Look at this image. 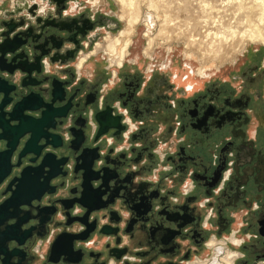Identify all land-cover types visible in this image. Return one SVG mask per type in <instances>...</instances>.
<instances>
[{
	"label": "water",
	"instance_id": "1",
	"mask_svg": "<svg viewBox=\"0 0 264 264\" xmlns=\"http://www.w3.org/2000/svg\"><path fill=\"white\" fill-rule=\"evenodd\" d=\"M6 1L0 9V264H150L142 240L156 214L154 169L161 157L154 148H122L139 140L124 135L117 109L99 110V91L89 79L78 80L76 54L82 40L94 43L89 32L97 12L80 13L73 0ZM177 149L162 151L171 161ZM186 149L194 177L221 173L218 148ZM169 233H161L163 244L172 242ZM175 247V264L201 248ZM213 252L205 254L217 264L222 248ZM163 256L158 264H169Z\"/></svg>",
	"mask_w": 264,
	"mask_h": 264
},
{
	"label": "flooded vegetation",
	"instance_id": "2",
	"mask_svg": "<svg viewBox=\"0 0 264 264\" xmlns=\"http://www.w3.org/2000/svg\"><path fill=\"white\" fill-rule=\"evenodd\" d=\"M92 2L73 0L78 12ZM107 2L110 5L105 10L114 12L113 2ZM107 14L99 9L92 17L95 27L89 35L95 41H81L75 66L78 80L89 79L92 89L99 91L102 107L98 109L104 110L107 105L117 109L116 115H122V124L127 125L124 135L129 141L133 136L139 140L122 148H154L152 152L161 157L154 169L156 214L142 240L144 259L158 264L166 255L165 261L175 264L180 259L175 245L183 243L201 246L199 252L189 254L184 264L198 259L209 262L211 255L207 258L205 252L212 250L215 254L221 246L220 258L225 256L222 264L226 260L232 264H264V236L260 233V229L264 230L263 52L248 50L225 72L208 70L206 76L198 78V84L192 85L180 84L179 78L187 82V75L175 71L178 61L174 55L163 61L157 53L153 59L143 55L138 62L130 60L129 54L121 67L111 66L109 77L97 70L92 78L84 68L88 59L78 67L82 56L89 54L107 34H115L122 27L118 18ZM114 39L117 38L109 36L98 49L103 47L108 52ZM131 43L132 38L129 47ZM94 56L109 65L103 52ZM162 148L178 149L168 161L170 155L163 153ZM186 148H218L216 164L221 165V173L194 177L192 157ZM166 229L172 240L169 245L161 240ZM211 239L215 241L209 246ZM217 239L224 240L223 245H215ZM187 253L184 251L182 256Z\"/></svg>",
	"mask_w": 264,
	"mask_h": 264
},
{
	"label": "rangeland",
	"instance_id": "3",
	"mask_svg": "<svg viewBox=\"0 0 264 264\" xmlns=\"http://www.w3.org/2000/svg\"><path fill=\"white\" fill-rule=\"evenodd\" d=\"M107 1L113 2L114 15L122 23L120 31L113 34V37L122 42L126 38L123 32L127 20L135 18V15L132 16L129 11V14L123 16L117 0ZM134 2L135 9L138 8L136 14L141 17L128 50L132 61L138 62L139 58L146 56L145 52H150L147 58L153 59L157 53L159 60L163 61L169 55V59L174 55L178 61L175 71L187 75L186 81L193 80V84H198V78L206 76L208 70L220 69L225 72L248 50L260 49L264 55V0ZM105 39L106 36L97 42L92 52L106 53L103 47H100L101 51L97 50V46L102 45ZM179 80L180 84H187L183 78ZM224 257L219 258V264Z\"/></svg>",
	"mask_w": 264,
	"mask_h": 264
},
{
	"label": "bare ground",
	"instance_id": "4",
	"mask_svg": "<svg viewBox=\"0 0 264 264\" xmlns=\"http://www.w3.org/2000/svg\"><path fill=\"white\" fill-rule=\"evenodd\" d=\"M93 2L92 3H94L95 2V0H92ZM119 2H120V4H121V8H122V15L124 16V14L125 13H127V12H129V11H131L132 12V16L133 15H135V18L134 17H132V18H128V20H127V28H126V30L123 32V34L124 35H126V38H125V40H123L124 41V43H123V41L121 42V40L119 39V38H117V39H114V40H111L110 41V45L108 46V52L105 50V52L106 53H104V55L106 54L107 56H108V58H109V60H110V63H111V65H118L119 67H121L122 66V63H123V61L125 60V58L129 55V52H128V50H127V48L129 47V44H130V42H131V38H132V35L135 33V30H136V25H137V23H138V20H139V18L141 17H139V16H137L138 14H136V10L138 9H135L136 7H134V5H133V2L135 1V0H132L133 2H131L130 0H118ZM135 3V2H134ZM264 5V4H263ZM125 9V10H124ZM95 10H96V8H95ZM125 11V12H124ZM127 14H129V13H127ZM131 14V13H130ZM129 17V16H128ZM140 21V20H139ZM122 34V35H123ZM109 36H113V34L111 33H109V34H107L106 35V39L104 40V42L109 38ZM122 37V36H121ZM124 37V36H123ZM253 39V38H252ZM103 42V43H104ZM98 47V46H97ZM150 48V47H149ZM98 51H101V49L99 50V49H97ZM104 50V49H103ZM98 53H100V52H90L89 54H87V55H83L82 56V58H81V60H80V63L78 64L79 66L78 67H81L83 64H84V62L87 60V58L88 57H90L91 55H96V54H98ZM148 53H150V52H148ZM115 54H117V55H115ZM146 56H148L147 55V52H145L144 53ZM150 56V55H149ZM205 62V61H204ZM180 81V80H179ZM193 80H187V82L186 83H190L191 85L193 84ZM234 234V233H233ZM229 238H231V237H229ZM218 240V239H217ZM212 241H215V239H211L210 240V242H209V246H211L210 244H211V242ZM219 242L217 243V244H215V245H218V246H220V245H223L221 242H223L224 240H218ZM243 241V240H242ZM225 245H226V243H225ZM228 247V246H227ZM221 248H222V246H221ZM231 249V248H230ZM231 250H233V249H231ZM238 260V259H237ZM222 262V261H221ZM226 262V264H232L230 261H225ZM194 263H199V264H210V262H208V261H206V260H200V259H198V260H196ZM220 263V262H219ZM219 263H217V264H219ZM222 264V263H221Z\"/></svg>",
	"mask_w": 264,
	"mask_h": 264
},
{
	"label": "crops",
	"instance_id": "5",
	"mask_svg": "<svg viewBox=\"0 0 264 264\" xmlns=\"http://www.w3.org/2000/svg\"><path fill=\"white\" fill-rule=\"evenodd\" d=\"M4 3H5V0H0V9ZM109 5H110V3H108L107 0H95V2L91 3V5H83V8L79 9V12L82 11L83 9L91 8V10H93L96 13L99 9H102L104 12L108 13L107 15L115 16L114 12H110L108 10L107 11L105 10V8ZM95 8H96V10H95ZM97 58L98 57H96L94 55H91L90 59H89V57L87 58L88 60L84 64V68L86 70L87 76L92 77L95 74H97L98 73L97 70H99L100 75L106 74L109 77L111 65H107L106 61L100 62V61H98L99 59H97ZM108 64H109V61H108ZM113 76H114V73H113ZM192 263H194V262H191V264Z\"/></svg>",
	"mask_w": 264,
	"mask_h": 264
},
{
	"label": "built area",
	"instance_id": "6",
	"mask_svg": "<svg viewBox=\"0 0 264 264\" xmlns=\"http://www.w3.org/2000/svg\"><path fill=\"white\" fill-rule=\"evenodd\" d=\"M150 59H151V57H150ZM109 65H111V63H110V61H109ZM112 66V65H111ZM126 136V135H125Z\"/></svg>",
	"mask_w": 264,
	"mask_h": 264
}]
</instances>
